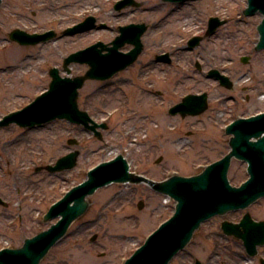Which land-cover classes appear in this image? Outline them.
I'll use <instances>...</instances> for the list:
<instances>
[{
	"label": "rangeland",
	"instance_id": "1",
	"mask_svg": "<svg viewBox=\"0 0 264 264\" xmlns=\"http://www.w3.org/2000/svg\"><path fill=\"white\" fill-rule=\"evenodd\" d=\"M137 1L146 9L137 19L150 22L143 36L142 55L127 72L108 81L89 80L80 90V108L97 122L109 124V129L103 130L104 140L59 119L32 129L16 124L0 128V197L8 203V207L0 205V250L19 248L26 238L54 224L56 220L44 221L50 207L100 163L122 154L131 171L157 181L196 175L229 152L231 135L226 128L230 123L264 112V50L255 49L263 15H245L248 0ZM37 7L25 6L24 0L0 4V119L47 90L53 67L67 75L63 71L65 57L98 41L92 36H66L34 47L11 41L8 33L24 27L23 20H28L23 13L31 19L36 10L41 22L48 21V15ZM212 17L225 20V24L205 36ZM195 36L204 39L190 49L188 42ZM165 52L171 54V64L156 61V56ZM244 56L249 57V63L242 62ZM71 67L73 75L88 69L81 64ZM211 69L228 75L235 83L234 90L207 78ZM118 79L128 81L123 89L126 96L116 92ZM158 89L163 96L154 94ZM203 92L210 96L204 114L182 118L169 113L184 96ZM71 138L79 145L70 146ZM73 148L81 151L74 169L57 173L42 169L55 165ZM159 158L162 160L157 163ZM248 177L247 164L233 160L231 183L239 186ZM88 201L87 212L40 264H124L176 208L173 199L144 183H114L100 188ZM140 201L143 208H139ZM248 211L253 218L264 220V199ZM245 212L205 221L171 264H194L196 259L203 264H261L264 247L253 258L241 240L221 229L224 220L238 222Z\"/></svg>",
	"mask_w": 264,
	"mask_h": 264
},
{
	"label": "water",
	"instance_id": "2",
	"mask_svg": "<svg viewBox=\"0 0 264 264\" xmlns=\"http://www.w3.org/2000/svg\"><path fill=\"white\" fill-rule=\"evenodd\" d=\"M131 1L134 0H124L121 4ZM258 11L263 14V20L258 26L260 40L256 50H263L264 0H248L245 15H254ZM224 23L225 21L217 17L211 18L207 36L214 34ZM89 24L90 20H87L69 29L66 34L74 35L89 30L91 28ZM144 32V26H128L122 29L121 35L113 42V47L99 42L71 54L65 59V71L71 74V64L86 63L90 67L87 73L84 76L62 77L58 68L51 69L52 81L49 89L22 110L6 115L0 120V128L13 123L33 128L56 119H65L83 125L87 131L93 132L97 138L103 140L100 129H108L109 126L107 123H98L87 111L80 109L79 90L89 79H110L117 72L133 64L143 51L141 37ZM54 36L53 32L31 35L16 30L10 34V39L22 45H37L53 39ZM202 40L203 37L200 36L192 38L189 41L190 48L199 46ZM127 42L134 44L135 48L128 53L119 51ZM106 50L107 53H104ZM158 60L171 62V57L164 54L159 56ZM242 61L248 63L249 59L244 57ZM198 67L201 69L199 64ZM208 77L219 80L220 84L228 89L234 88L231 78L217 69L210 70ZM208 98V93L189 94L182 102L172 107L170 113L172 115L180 113L183 117L200 115L208 109ZM226 132L232 134L230 152L221 160L209 165L201 174L192 177L175 175L158 182L145 175L130 172V164L124 155L101 163L89 171L87 180L67 192L45 215V222L57 218L60 220L49 229L26 238L22 247L1 250L0 264H40L52 247L67 234L71 225L86 213L89 208L88 196L109 184L127 182L146 183L154 190L174 198L177 205L174 215L164 222L124 264H169L189 244L203 222L216 215L222 216L231 211L248 209L259 199L264 198V113L237 119L227 127ZM68 144L78 145V141L70 139ZM79 155L80 151L75 150L59 159L56 165H48L45 168L50 172L71 170L76 167ZM234 157L248 163L250 178L239 187L233 186L228 177ZM0 205L8 206L1 197ZM139 207L143 208L144 203L140 202ZM222 229L227 235L241 239L247 253L252 257L258 254V247L264 245V221L254 220L249 212L239 223L225 220ZM96 238L97 236L92 240ZM261 263L264 264L263 258ZM196 264L202 263L197 260Z\"/></svg>",
	"mask_w": 264,
	"mask_h": 264
},
{
	"label": "flooded vegetation",
	"instance_id": "3",
	"mask_svg": "<svg viewBox=\"0 0 264 264\" xmlns=\"http://www.w3.org/2000/svg\"><path fill=\"white\" fill-rule=\"evenodd\" d=\"M119 1L121 0H24L25 6L30 8L38 6L36 9L39 8L41 14L46 13L49 19L44 23L41 22L42 20L38 18L39 11L36 10L33 11L31 19L26 13H23L22 15L28 19L23 20L24 27L17 26L11 31L19 29L30 34H43L54 31L58 40L66 37L64 36L66 30L90 19L92 23L90 30L68 37L92 36L96 37L98 41L109 40L106 42L109 44L121 34L122 28L129 25L143 24L146 26L147 32L150 28V22L145 19H137L139 14L146 12L143 4L139 7L128 5L119 9L117 7ZM3 2L4 0L0 4H3ZM7 7H9V4H7ZM125 47L127 49L124 50L123 48L124 52L132 48L131 45H125ZM128 69L118 73L116 76L127 72ZM126 82L128 81L121 79L115 82L117 84L115 86L116 92L121 93L123 96L127 95L123 90ZM154 94L163 96L164 93L158 89L154 91Z\"/></svg>",
	"mask_w": 264,
	"mask_h": 264
}]
</instances>
